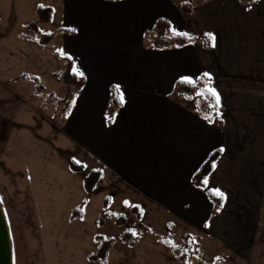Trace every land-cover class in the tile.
I'll use <instances>...</instances> for the list:
<instances>
[{"label":"crops","instance_id":"0c3cea01","mask_svg":"<svg viewBox=\"0 0 264 264\" xmlns=\"http://www.w3.org/2000/svg\"><path fill=\"white\" fill-rule=\"evenodd\" d=\"M92 2L66 0L65 25L57 33L65 37L63 54L86 79L64 117L72 148L93 163L91 171H101V183L127 189L144 213L146 203L164 207L219 249L254 250L264 205V0L250 7L209 0L192 14L181 13L175 0ZM159 18L179 33L214 34L215 47L197 41L154 49L144 32ZM204 73L220 97L214 124L191 100L169 97L183 77L197 82ZM117 85L124 102L108 123ZM220 148L207 186L225 198L213 215L193 176Z\"/></svg>","mask_w":264,"mask_h":264},{"label":"rangeland","instance_id":"374dc122","mask_svg":"<svg viewBox=\"0 0 264 264\" xmlns=\"http://www.w3.org/2000/svg\"><path fill=\"white\" fill-rule=\"evenodd\" d=\"M65 4L66 0H0V203L11 239L12 264H103L89 260L96 251L97 236L115 239L105 264H182L162 246H154L152 237L182 245L187 233L195 238L191 264H208L213 259L215 264H264V205L255 249L237 254L209 244L202 230L164 207L146 203L139 221L131 208L142 206L128 200L127 189L99 182L90 201L84 202V176L94 165L72 148L65 118L54 106L44 105L49 93L66 94V87L53 76L64 68L55 54L64 53L65 37L60 32L47 46L35 42L42 34L64 27ZM38 5L52 7L54 19L40 26V34L32 35L24 25L36 21ZM83 12L80 8L78 14ZM23 74L39 79L44 87L40 96L34 95L35 82L22 78ZM71 161L82 164L83 172L72 171ZM109 195L112 210L128 218L126 228L133 229L134 246L124 241V228L113 220L106 219L102 227L98 224L103 200ZM75 208L84 211L82 218L71 219Z\"/></svg>","mask_w":264,"mask_h":264},{"label":"trees","instance_id":"16d2710c","mask_svg":"<svg viewBox=\"0 0 264 264\" xmlns=\"http://www.w3.org/2000/svg\"><path fill=\"white\" fill-rule=\"evenodd\" d=\"M209 0H192L188 3H180L179 10L183 14H192L197 5H200ZM241 3L247 7L252 6L257 3L258 0H240ZM43 6V5H42ZM37 19L34 22H29L24 25V28L29 31L32 35L40 34V26L43 24H49L53 19V9L48 6L38 5L36 10ZM176 31L173 30L171 24L165 19L159 18L156 20L154 26L144 32V39L147 40L154 49H170V48H182L186 45L192 44L197 41H201L207 49L212 48L211 40L208 35H203L200 37L190 36L192 39H188L182 35H176ZM58 30L55 32L44 33L35 40L36 43L42 46H47L55 39ZM23 38L27 40V36L23 35ZM58 61L64 63V68L61 71L54 73V78L66 87L65 96H59L54 92L49 93L48 97L44 101L46 107L54 106L57 111L60 112L62 117H66L74 106V99L76 94L84 88L86 84V79L83 76L77 75L74 69V62L71 58L64 54H55ZM22 78L29 79L35 82L36 89L34 92L35 96H40L44 87L40 84L39 79L31 74H23ZM196 88L191 87L188 84L181 83L178 81L169 97L176 99L178 97H185L189 100H193L195 103V109L197 114L205 119V116L211 118L212 122L205 119L209 124H214L218 118L217 106L215 108L210 107V104L215 103V99L209 96L207 99L197 95V90H203L209 87V79L205 76H201L196 82ZM121 107V100L119 92L116 87L111 89V97L108 108L106 110V117L108 123H112L113 118L117 111ZM221 156V151L216 150L212 152L207 160L202 164L198 171L193 176V183L195 187L203 190L205 195L211 202L213 206V215H217L223 206L224 198L221 199L215 195V191L208 188L207 178L213 172L215 163L219 160ZM70 169L74 172H83L84 167L82 164H78L75 161L70 162ZM100 170H92L84 176V190L87 197L84 202H88L89 196L95 193L98 183L101 179ZM112 197L107 196L102 203L103 216L99 220V226L102 227L106 219L113 220L118 227H123L122 238L130 246H134L136 242V236L133 229L126 228L128 224V218L122 212H117L112 210ZM131 212L136 215V218L140 221L144 217V211L142 207L138 205H133ZM84 211L80 208L73 209L71 213V219H80L83 217ZM153 245L162 246L165 252L170 255L175 260H181L182 264H191L193 258V238L191 235L186 234L183 237V244L177 247H172V242L164 237H158L153 235ZM96 241L98 243L96 251L94 254L89 256V260L95 263L105 264L109 257V252L115 244L114 238H107L103 236H97ZM216 259L211 260L208 264H215Z\"/></svg>","mask_w":264,"mask_h":264},{"label":"snow or ice","instance_id":"6c2138e0","mask_svg":"<svg viewBox=\"0 0 264 264\" xmlns=\"http://www.w3.org/2000/svg\"><path fill=\"white\" fill-rule=\"evenodd\" d=\"M41 7H43L42 5H41ZM71 31H77V29H71ZM175 34L176 35H182V36H184V37H186V38H188V39H192L187 33H179V32H175ZM208 36H209V38H210V40H211V46L212 47H215V36H214V34H211V33H209V34H207ZM69 58H71V57H69ZM77 75H80V76H83V73L82 72H77ZM204 76L205 77H209V79H210V76H209V74L208 73H204ZM181 83H185V84H188V85H190L191 87H193V88H196V81L194 80V79H192V78H189V77H183L182 79H181ZM117 87V91L119 92V86L117 85L116 86ZM120 94V100H121V103L123 104V93L122 92H120L119 93ZM197 95L198 96H201V97H204L205 99H207L209 96H211V97H213L214 99H215V103H213V104H210V107H213V108H215L217 105H219V103H220V97H219V94L216 92V90L214 89V88H211V87H206L205 89H203V90H197ZM205 119H208L209 120V122H212V120H211V118L210 117H208V116H205ZM225 149H223V148H220L219 149V151H224ZM215 165H213V167H214ZM205 183H207V181H205ZM215 195H217L218 197H220L221 199H223V198H225V195H224V193L223 192H221L219 189H216L215 190ZM0 202H2V200H0ZM105 239H107V237L105 238ZM178 245H176L175 243H172V247H177Z\"/></svg>","mask_w":264,"mask_h":264},{"label":"water","instance_id":"95a60500","mask_svg":"<svg viewBox=\"0 0 264 264\" xmlns=\"http://www.w3.org/2000/svg\"><path fill=\"white\" fill-rule=\"evenodd\" d=\"M0 264H12V248L6 217L0 203Z\"/></svg>","mask_w":264,"mask_h":264}]
</instances>
